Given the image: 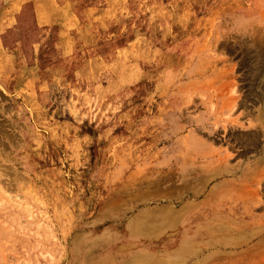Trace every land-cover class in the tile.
Segmentation results:
<instances>
[{"label": "rangeland", "instance_id": "374dc122", "mask_svg": "<svg viewBox=\"0 0 264 264\" xmlns=\"http://www.w3.org/2000/svg\"><path fill=\"white\" fill-rule=\"evenodd\" d=\"M262 106L264 0H0V264H264Z\"/></svg>", "mask_w": 264, "mask_h": 264}, {"label": "bare ground", "instance_id": "6f19581e", "mask_svg": "<svg viewBox=\"0 0 264 264\" xmlns=\"http://www.w3.org/2000/svg\"><path fill=\"white\" fill-rule=\"evenodd\" d=\"M28 1H29V0H28ZM35 1H37V0H35ZM45 1H46V0H43V2H45ZM49 1H50V0H49ZM54 2L56 3V1H54ZM25 3H26V2H25ZM45 5H46V3H45ZM56 5H57V4H56ZM56 5H55L54 7H56ZM43 6H44V5H43ZM62 7H63V6H62ZM64 7H65V6H64ZM64 7H63V8H64ZM68 7H69V5H68ZM68 7L66 6V8H68ZM13 8H14V7H13ZM18 8H19V7H18ZM58 8H59V7H58ZM19 9H20V8H19ZM39 9H40V8H39ZM44 9H45V8H44ZM33 10H34V8H33ZM36 10H37V8L35 9V11H36ZM35 11H34V13H36ZM57 11H58V10H57ZM68 11H69V10H68ZM47 12H48V11H46V13H47ZM60 13H61V11H60ZM68 13H69V12H68ZM69 14H71V13H69ZM53 15H54V14H53ZM59 15H61V14H59ZM71 15H72V14H71ZM83 15H84V14H83ZM83 15H82V16H83ZM62 16H63V15H62ZM36 17H37V16H36ZM48 17H49V16H48ZM73 17H74V16H73ZM64 18H65V17L63 16V19H64ZM63 19H62V20H63ZM74 19H75V18H74ZM74 19H73V20H74ZM82 19H83V18H82ZM35 20H36V19H35ZM52 20H53V19H52ZM64 20H65V19H64ZM64 20H63V21H64ZM76 20H78V19H76ZM79 20H80V19H79ZM95 20H96V19H95ZM37 21H38V19H37ZM56 21H57V20H56ZM80 21H81V20H80ZM91 21H92V20H91ZM57 22H58V21H57ZM60 22H61V21H60ZM60 22H59V23H60ZM66 22H68V21L66 20ZM78 22H79V21H78ZM78 22H77V23H78ZM88 22H89V21H88ZM99 22H100V21H99ZM70 23L72 24V22H69V24H70ZM73 23H74V22H73ZM81 23H82V22H81ZM52 24H53V23H52ZM61 24H63V22H61ZM71 24H70V25H71ZM74 24H76V23H74ZM74 24H73V25H74ZM58 25H59V24H58ZM66 26H67V24L65 25V27H66ZM77 26H78V25H77ZM77 26H76V27H77ZM70 27H71V26H70ZM79 28H80V27H78V29H79ZM66 29H67V28H66ZM68 29H69V28H68ZM77 31H78V30H77ZM77 31H76V32H77ZM69 32H70V31H69ZM76 32H75V33H76ZM82 32H83V31H82ZM79 33H80V32H79ZM80 34H81V33H80ZM86 34H87V33H86ZM78 35H79V34H78ZM89 35H90V34H89ZM79 36H80V35H79ZM79 36H78V38H79ZM94 36H95V35H94ZM65 37H66V36H65ZM68 37H69V36H68ZM69 38H71V37H69ZM72 38L74 39V37H72ZM72 38H71V39H72ZM75 39H76V38H75ZM81 39H82V38H81ZM65 40H66V39H65ZM69 41H71V40H69ZM56 43H57V42H56ZM83 43H84V42H83ZM83 43H82V44H83ZM84 44H86V43H84ZM57 45H58V44H57ZM64 45H65V44H64ZM86 45H87V44H86ZM60 47H62V46H60ZM69 48H70V47H69ZM59 49H60V48H59ZM66 49H67V47H66ZM77 49H78V48H77ZM63 51H64V50H63ZM70 52H71V51H70ZM63 53H64V52H63ZM81 53H83V52H81ZM85 54H86V53H85ZM85 54H84V55H85ZM68 55H70V54H68ZM71 55H72V54H71ZM86 55H87V54H86ZM79 56H80V55H79ZM79 56H78V57H79ZM81 57H82V56H81ZM90 57H91V56H90ZM83 58H84V57H83ZM86 58H87V57H86ZM77 59H78V58H77ZM101 59H102V58H101ZM101 59H100V60H101ZM78 60H79V59H78ZM88 61H89V60H88ZM122 61H123V60H122ZM92 62H93V61H92ZM98 62L101 63L102 61H99V60H98ZM96 63H97V62H96ZM103 63H104V62H103ZM97 64H99V63H97ZM255 120L257 121V125H251V126H249V127H248V132H247V135H248V134H251V133H255V135H254L253 137L259 135V132H260V131H261V132L264 131V106H262V107H260V108L258 109V111H257V115H256V117H255ZM241 129H242V128H241ZM258 129H259L260 131H259ZM237 131H238V130H237ZM262 154H263V156H264V147H263V149H262ZM246 174H247V173H246ZM248 174H249V172H248ZM232 180H233V179H232ZM228 182H229V181H228ZM236 184H237V183H236ZM242 185H245V184H242ZM242 185H241V186H242ZM245 187H246V186H244V187L242 186V189L245 188ZM248 192H249V191H248ZM246 193H247V192H246ZM244 232H245V231H244Z\"/></svg>", "mask_w": 264, "mask_h": 264}]
</instances>
